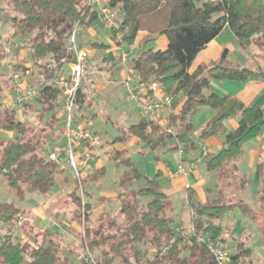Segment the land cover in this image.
Wrapping results in <instances>:
<instances>
[{
	"label": "trees",
	"instance_id": "16d2710c",
	"mask_svg": "<svg viewBox=\"0 0 264 264\" xmlns=\"http://www.w3.org/2000/svg\"><path fill=\"white\" fill-rule=\"evenodd\" d=\"M6 1L13 11L9 17L12 34L25 39L43 82L37 88L35 100L27 103L32 112L29 119H22L18 107L0 109V133L6 134H0V175L7 189L17 199L24 200L29 193L49 194L57 183L56 175L62 171L50 159L45 145L53 138L59 139L64 131L63 119L59 116L61 89L52 81L74 58L68 49L74 24L78 21L81 25L91 24L99 11L88 5L87 0ZM108 5L122 12L117 26L110 28L118 45L134 44L139 32L166 35L165 49L145 48L132 58L130 65L143 81L159 82L172 97V103L165 125L142 115L138 122L122 129V136L113 140L123 142V147L109 151L110 161L124 167L118 176L119 192L113 200L101 195L99 202L118 201L114 214L104 210L92 218L94 205L83 199L80 185L73 178L75 187L62 201L78 224L81 249L88 248L99 264H219L208 240L225 244L221 220L229 210L237 207L255 221L262 213L259 228L264 235V200L260 199L262 208L257 210L244 199L229 200L227 188L238 180L241 188L247 183L238 173V163L244 154V143L259 136L264 129V108L231 94L220 95L210 90L211 82L264 80V70L232 62L227 48L218 60L199 65L194 71L190 67L199 52L226 26L243 49L256 43L264 50V0H109ZM90 46L107 45L93 42ZM4 55L3 49L0 61ZM14 67L24 71L28 66L15 63ZM3 74L8 81L5 86L13 88L10 73ZM2 89L0 85V95ZM203 107L211 108L214 115L200 138L219 132L229 118H238V126L226 135L217 153L206 157V168L214 173L210 176L215 177V188L207 185L205 198L201 199L194 187L185 184L193 231L183 235L175 224L172 197L158 179L163 172L157 170L152 177L146 175L132 160L124 143L137 138L157 154L158 161L166 149H182L184 156H189L199 149L192 117ZM52 149L57 150L54 146ZM106 171L103 165L91 173L81 174L84 194L88 192L87 183L99 181ZM142 177L145 182L141 186L129 188L134 180ZM24 212L14 202L0 201V220L11 223ZM27 224L26 221L20 228L19 238L13 229L4 232L0 264H74L65 253L67 244L57 232H34L33 227L26 231ZM252 256V247L240 240L230 252L227 264H255Z\"/></svg>",
	"mask_w": 264,
	"mask_h": 264
},
{
	"label": "rangeland",
	"instance_id": "374dc122",
	"mask_svg": "<svg viewBox=\"0 0 264 264\" xmlns=\"http://www.w3.org/2000/svg\"><path fill=\"white\" fill-rule=\"evenodd\" d=\"M111 11L115 14V22L118 23L122 19V12L119 8H110ZM13 14V11L11 10L10 6L7 4L6 0H0V55H2V51L6 50V48H12L14 50H11L6 53L5 59L3 58L1 61L5 63L6 60H9L13 63L17 61L18 52L16 50H19V47L25 45L26 41L25 39H22L20 37L13 36V28L11 26V23L9 22V17ZM92 29V30H91ZM121 34L118 35V38ZM145 35L143 32H139L137 35V39L135 41L136 50L129 55V62L132 60L134 56H137L139 52H141L145 48H153V49H165L168 44V39L165 34H158V35H150L148 34L147 37L149 38L148 41L145 42ZM98 40L100 42L109 44L110 47L117 45L115 38L112 36L110 27H108L105 22L102 20L101 12L98 16V18L93 21L89 25H82L81 28L78 31L77 34V42L79 43L80 40L83 42V45H87L86 41L88 40ZM220 41H222L229 49L228 53V59L231 60L234 63L241 64L243 66H247L250 68H260L264 70V50L256 43H251V45L247 48V50L243 49L239 42L234 35L233 31L230 29L229 26H226L220 35ZM90 46V45H88ZM87 46V47H88ZM131 45L124 44L119 45L117 49L112 50L109 46H102L100 48H97V56H99L100 61L101 58L103 59L106 57V60L108 63L115 62L117 55H121L123 51L129 50ZM13 55L12 59L10 56ZM2 72H6L5 70H2ZM3 73H0V81L3 85V89L0 95V103L3 99H5V90L10 89L8 86H5L8 83L6 75ZM133 75L137 76L136 71H132ZM88 74H84L83 76V82H86L88 84ZM120 72L116 71L115 77L116 79H120ZM124 81V80H123ZM214 81V80H213ZM3 83V84H2ZM88 85H92L91 82H89ZM6 87V89H5ZM114 87H117L115 84H109L104 89V91H96L94 96V104L92 105L91 109L89 110V115L93 119V129L96 130L98 133H100L102 137V146L103 149H101L102 159L104 160V164L107 167V171L105 176L99 180L98 182H95L94 185L99 192H113L117 190V187H111L115 183H117V175L121 173V171L124 169L122 165L117 166L113 161H110L109 159V151L115 147H123V142H113L115 138H118L123 135L122 129L127 127L128 125L132 123H136L139 121L141 116H146V112H142V110L139 109L137 103L127 96V89L123 86H118L117 88L113 90ZM1 109V108H0ZM198 113H196L194 116H196ZM201 119L200 117H194L193 118V130L195 133H199L203 131V127L200 129L201 124H204L209 120ZM197 119V120H196ZM166 119H164L163 116L160 117L158 121L162 124H166ZM199 121V122H198ZM200 129V130H198ZM194 133V135H195ZM197 133V134H198ZM2 135H6L4 133H0ZM201 134V133H200ZM10 135V134H9ZM8 136V135H7ZM11 137V136H10ZM137 138H130L128 141H126L124 144V147L128 149V154L132 158L133 161L136 162L138 167L148 176H153L154 172L157 170V164L161 160L166 165L167 162H171L172 166L176 168L178 165L179 155L178 150H164L165 154H160V160L158 161L156 159V153L153 152L147 144H145L142 141H136ZM104 143V144H103ZM243 148H246V143L244 144ZM208 151V150H207ZM196 153V152H195ZM180 154V152H179ZM191 155V154H190ZM209 155V152L207 155L203 154V148L201 150V154L189 161L194 162V171L201 173V176L205 177V182L203 184L205 189L208 186H211L215 188V177L213 176L214 173H210L205 165V162L202 160L203 158L207 157ZM60 159L63 163L66 165V154L63 153L60 156ZM184 164V163H183ZM185 167H188L189 165H184ZM178 168V167H177ZM193 171V172H194ZM173 172V171H172ZM207 172V173H206ZM118 173V174H117ZM211 175V176H210ZM163 176V177H161ZM160 183L162 188H172V186H169V179L163 174L161 175ZM115 178V179H114ZM240 179V178H239ZM115 181V182H114ZM145 182L144 177L134 180L129 188H138ZM238 182V183H237ZM117 185V184H116ZM115 185V186H116ZM241 182L240 180L234 182V185L229 188L228 190V199L234 200V199H240L242 196V192L246 189V185L241 188ZM50 194V193H49ZM38 194V193H29L24 200L17 199L6 187L5 181L0 175V201H10L14 202L16 205H18L21 209L25 210V213L29 215V211L31 207L35 205H39L43 203L44 201H47L48 195ZM207 196V195H206ZM172 200L174 202V209H175V224L178 227V230L183 233V235H187L191 232V209L188 206L187 202V194L185 190L178 191L174 193L172 196ZM92 197L91 201L96 205L94 207V213L93 216L100 213L103 209H109L112 214H114L117 211L118 204L115 203H109L107 204L106 201L98 202L96 199H93ZM84 199L87 200V197L85 196ZM57 205L54 207V205ZM53 205L52 210L56 209L57 214H55L56 218L61 221V219H67L70 218L69 212L70 209L65 207L62 199L55 203ZM108 207V208H107ZM42 209H44V206L42 205ZM69 211V212H68ZM53 212V211H52ZM46 218L45 220H40L37 218H33L32 216L29 217V221L27 220L28 224L26 226V231H29L31 227H33V231L36 232L41 230H49L52 232L53 228V218L49 212H44ZM64 215V216H63ZM262 215V213H261ZM68 217V218H67ZM55 218V219H56ZM246 219L243 216V212L239 208H233L232 210H229L224 218L221 220V224L224 226L229 225L231 223H234L236 220ZM31 221V222H30ZM121 220L118 219V222ZM62 223V222H61ZM66 224V222L64 223ZM64 225L60 224V229H63ZM57 229L53 230L56 232ZM60 232L58 235L60 238L67 244L65 253L68 254V256L74 261V264H84L83 263V250L80 246V236H79V229L75 227H69L67 231V235H65L61 230H57ZM64 231V230H63ZM33 232V233H34ZM68 232L70 234H68ZM226 232V230H225ZM21 235V231L15 234L17 238H19ZM66 236V237H65ZM225 236V233H224ZM230 242V240H229ZM222 246L227 249L229 252L231 250L227 248L226 244L222 243ZM230 246V245H229ZM143 249H145V246H142ZM231 248V247H230ZM97 253V252H95Z\"/></svg>",
	"mask_w": 264,
	"mask_h": 264
},
{
	"label": "crops",
	"instance_id": "0c3cea01",
	"mask_svg": "<svg viewBox=\"0 0 264 264\" xmlns=\"http://www.w3.org/2000/svg\"><path fill=\"white\" fill-rule=\"evenodd\" d=\"M100 1L103 5L109 3V0H100ZM93 7L95 9H97L99 11V14H100L99 6L94 5ZM143 33L146 34L145 38H144V40H145L146 38H148L147 37L148 34L145 32H143ZM220 35H221V33L216 38H214L212 41H210L206 45V47L199 52L195 61L192 64V66L190 67V71L196 70V68H198L199 65H208L211 62L218 60L221 57L224 49L225 48L228 49L226 44H224L222 41H220V39H219ZM93 42H100V41L95 40V39L94 40L89 39L88 41H86V43H87L86 46L83 45V42L81 40L78 43V46L80 47V49L84 50L87 54L85 74H88L87 75L88 84H89V82L92 83V85H88V84H86L87 83V81H86V82H83V86H82V96H83L82 98L84 99L85 110L87 111V113H89V110L91 109L92 105L95 102L94 101V96H95L94 93H96V91H98V90L104 91V89L109 84H115L117 87L118 86L125 87L123 84V80L125 79V77H127L128 74L133 75V73H132L133 69H132L130 63H128L129 60L126 63H123L121 61V58H120L121 55H119V56L117 55V58L115 59L116 61L113 63H108L106 60V57H104L103 59L101 58V61H100V59H99L100 57L97 56V48H100L102 46H98L95 48L88 46V45H90V43H93ZM100 43H103V42H100ZM104 44L110 47L109 44H106V43H104ZM118 46H119L118 44L114 45V46L110 47V49L115 50L118 48ZM10 49L14 50L12 48L7 47L6 50L4 51V54H5L4 59L6 57V53H8L10 51ZM16 52H18V56H16L17 61L15 63L24 64V66L32 67L33 72H32L31 77L27 81V84L31 87L38 88V86H40L43 82L41 81V79L37 75V72H36L37 66H35L33 63L32 55H31L28 47H26V43H25V45L19 47V50H16ZM228 53H229V49H228ZM12 57H13V55L10 56L11 59H12ZM63 68L66 71L69 70V64L64 65ZM116 71L120 72V74H121L120 79H116L115 77H113L115 75ZM0 72L2 73V71H0ZM135 77H138V75ZM32 83H34L35 85L33 86ZM117 87H114L112 91H114V89ZM5 89H6V87H5ZM210 90H212V91H214L220 95L231 94V95L238 97L240 100L244 101L245 103H256V104H258L264 108V80H259V81H256V80H249V81H237V80L218 81V80H214L211 82ZM164 93H165V91L161 86V89L156 91V94L155 93H150V94L162 95ZM5 95H6L5 99H13L15 97L14 86H13V88H11V90L6 89ZM89 101L91 102L90 105H89ZM169 111H170V106L164 108L162 110V112L160 113V117L163 116L164 119H166ZM31 113L32 112H30L27 109V116L25 118H23L21 116V114H20V116L22 117V119H29L31 117ZM197 113L198 114L196 116L192 117V123H193L194 117H197V118L200 117L201 119H205V117H207L206 119L210 120L214 115V111L209 107H203ZM59 116H61L62 119L64 118V113H63V109L61 107V102L59 105ZM204 122H203V124H201L200 129L203 126L205 127L207 122L205 124H204ZM62 123L64 125L63 120H62ZM237 126H238V118H229L225 121L223 128L219 132H217L216 134L207 136L206 138H203V139L199 137L201 132H199V133L197 132L198 133L197 134L193 130V133H195L194 136L196 137V141L199 145V149L196 153H193L189 156H184V158H183L184 165H189V161L197 158L201 154V150L204 147L207 148L209 154L217 153L220 150V148L223 146L226 135L230 131L234 130ZM200 129H198V130H200ZM135 140L138 142L137 139H135ZM245 143H246V148L245 149L243 148V150H244L243 157L240 160V162L238 163V173L241 176L245 177L247 183H246V189L244 190V192H242V194H241L242 197L240 199H244L247 203L252 205L255 209L260 210L262 208V201H260V199L262 198L264 200V135L260 134L256 138L248 140ZM45 145H46L47 152L54 151L52 149V146H54L55 149H57L55 152L58 153L59 157L63 153L66 154V141H65L64 131H63L62 136L59 139L53 138L50 141H47ZM102 146H104V145H102ZM61 147H63V148H61ZM59 148L62 150L59 151ZM102 149H103V147H102ZM179 152H180V150H178V155H179L178 165L182 161L181 160L182 158H181V155L179 154ZM163 154H165V153H163ZM202 160L205 162L206 157L203 158ZM63 164H65V163H63ZM103 165H105V164H104V160L102 159V154H101L98 159H96L92 163L85 166L83 173L84 174L91 173L96 167H101ZM178 165L176 166V168H174L172 166L171 162H167L166 165L161 160L158 162L157 170H161L163 172V174L170 181L169 186H172V188L163 187V189L172 196L174 193H176L178 191H181V190L184 191L185 190V187H184L185 184H190L192 187H194L196 189L198 196L201 199H204L205 193H204V189H203L204 188L203 184L206 181L205 180L206 176H204V175L201 176L200 175L201 173L194 171V169H193L194 172L192 171L191 173L178 174V173H176ZM60 169L62 171L56 175V182L57 183H56L55 187L53 188V190L48 195L47 201H44L43 203H41L39 205H35V206L31 207L30 211L28 212L29 215L25 212H24V215L28 218V221H29V217H31V216H32L31 221L32 220L34 221V219H33L34 217L37 219H40V220H45L44 218H46V216H45L44 212L47 211L51 214V216L53 218V224H52L51 228H53V230H55V229H57L59 231L61 230L65 235H67V231H65V230H68L69 227L78 228V224L74 220H72L71 216H70V218L67 217L68 220L67 219H61V221L58 220L55 216V214H57V211H56V209L52 210V208H53V205L59 201V199L63 200V198H65L74 189L75 180L73 179L74 177H73V173H72V170L70 167H68L66 165L65 168L60 167ZM156 171L154 172L153 176L155 175ZM174 173H176V174H174ZM118 176H119V174L117 175V183H115L113 186H111L114 188L117 187V190L115 191V193H113V192H109V193L108 192H105V193L99 192V195H97L98 190L96 188H94L95 182L90 181L87 183V191L88 192L86 194L83 193V195L81 194L83 199L86 196L87 201L92 203V205H94V207L96 205L91 201L92 197H94L93 199H96L98 202H99V198L101 197V195L108 197V198H112V200H113L115 198V195L119 192ZM149 177H152V176H149ZM161 177H163V176H161ZM161 177H159L158 179H161ZM159 182H160V180H159ZM84 200H86V199H84ZM115 202L119 206L118 201H113V202L106 201L107 204L115 203ZM42 205L44 206V209H42ZM56 206L57 205L55 204L54 207H56ZM104 210H106V209H103L102 211H104ZM108 210L109 209H107V211ZM93 213H94V208H93ZM93 213L91 216L92 218H95L100 214V213H98L95 216H93ZM69 215H70V212H69ZM258 215H259V218L257 221H255V220H253V219H251V218H249L243 214V216L246 219L241 220L238 218V220H236L234 223H231L227 226L226 225L224 226L223 224L222 225H223L224 229L226 230L224 237L227 239L225 242L227 248H229L232 251L238 241L245 240L252 247V250H253V256L252 257L254 259L255 264H264V235L261 233L260 228H259V221L261 220L262 216L260 215V213ZM65 222H66V224H64ZM60 224L64 225L63 229H60ZM53 230H52V232H55ZM57 230H56V232H58ZM58 233L60 234V232H58ZM68 234H70V233L68 232ZM229 240H230V242H229Z\"/></svg>",
	"mask_w": 264,
	"mask_h": 264
},
{
	"label": "built area",
	"instance_id": "2783aa9c",
	"mask_svg": "<svg viewBox=\"0 0 264 264\" xmlns=\"http://www.w3.org/2000/svg\"><path fill=\"white\" fill-rule=\"evenodd\" d=\"M88 5H98L102 15V20L108 27L117 26L115 14L111 7L102 4L100 0H87ZM78 21L68 37V49L74 53V58L68 63L69 70L61 68L57 77L52 81L61 89L60 102L64 113V136L66 141V165L71 168L73 177L80 185V193L83 195L81 186V174L85 166L98 159L101 155L102 137L100 133L93 129V119L85 110L84 99L82 98L83 76L86 71V52L78 47L77 34L81 28ZM136 50V45L132 44L127 51L121 54V61L126 63L129 55ZM40 62V61H39ZM13 62L6 60L0 61V71L5 70L10 73L12 83L15 88V97L13 99H3L0 103L1 109L18 107L23 118L27 116V103L35 100L37 88L31 87L27 81L32 75V67H27L24 71L16 70ZM127 89V96L133 99L142 112L147 113V117L158 121L160 113L172 103V97L166 93L162 95H152L161 89L157 81L145 82L139 77L128 74L123 81ZM264 135V129L261 133ZM203 154L207 155V148H203ZM181 162L178 165V174L191 173L195 163L192 161L188 167L183 164L184 153L180 149ZM50 159L54 160L65 168L66 165L61 161L58 153L52 151L49 153ZM174 173V174H176ZM28 220L25 215L16 216L11 223L0 220V242L3 240V234L7 229H13L14 235L20 231V228ZM193 231V228H191ZM21 236V235H20ZM205 237H200L204 240ZM211 251L217 258L219 264H227L230 260V252L222 244H215L211 239L208 240ZM83 259L86 264H99L94 254L88 249L83 250Z\"/></svg>",
	"mask_w": 264,
	"mask_h": 264
}]
</instances>
